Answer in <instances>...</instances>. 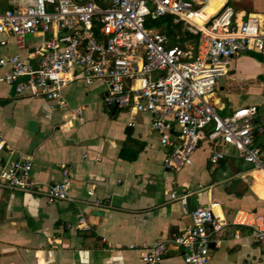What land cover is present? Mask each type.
<instances>
[{"label":"crops","instance_id":"0c3cea01","mask_svg":"<svg viewBox=\"0 0 264 264\" xmlns=\"http://www.w3.org/2000/svg\"><path fill=\"white\" fill-rule=\"evenodd\" d=\"M227 2L238 20L264 19V0ZM33 3L0 0V12ZM47 36L27 35L20 47L0 34V59L18 54L35 67L38 59L30 53ZM9 68L0 65V76ZM106 94L102 81L77 80L62 91L65 105L52 108L45 98L18 94L0 80V165L29 157L31 176L43 188L60 180L69 165L72 180V200L66 201L0 188V264H144L130 245L171 239L190 225L183 204L171 199L173 191L188 195V210L216 204L215 213L230 224L213 234L207 264H264V245L251 228L231 224L239 211L264 214V174L228 146L208 141L199 143L190 165L166 168L172 148L151 128L152 114L109 107ZM210 101L222 116L256 106L257 127L264 129V54L262 61L247 53L233 58ZM263 138L255 133L257 144ZM218 150L227 155L212 164L209 157ZM80 216L88 229L77 227ZM162 264H185L182 250L170 247Z\"/></svg>","mask_w":264,"mask_h":264},{"label":"built area","instance_id":"2783aa9c","mask_svg":"<svg viewBox=\"0 0 264 264\" xmlns=\"http://www.w3.org/2000/svg\"><path fill=\"white\" fill-rule=\"evenodd\" d=\"M165 16L196 36L193 50L172 45L166 33L146 26L147 19ZM39 31L48 36L30 53L38 59L35 67L18 54L0 59V65L10 66L0 80L18 94L43 97L52 108L63 107L62 91L68 85L102 81L107 106L152 114L151 128L162 145L172 148L166 168L190 165L199 143L208 141L228 146L264 174V138L262 145L255 141V133L264 136L256 124L257 107L222 116L210 101L233 58L248 51L264 54V19L250 15L238 20L227 0H34L0 12V34L15 38L20 47L27 35ZM6 42L3 39L1 45ZM4 148L0 134V152ZM226 155L224 150L214 151L209 160L216 164ZM31 171L29 157L0 165V188L43 193L49 202L72 200L69 165L62 167L60 180L46 188ZM169 195L183 204L190 225L171 239L129 248L140 252L144 264H162L170 247L182 250L185 264H207L213 234L226 231L230 224L215 213L216 204L188 210V195L176 191ZM76 224L88 229L83 216ZM231 224L249 226L254 240L264 245V214L239 211Z\"/></svg>","mask_w":264,"mask_h":264},{"label":"trees","instance_id":"16d2710c","mask_svg":"<svg viewBox=\"0 0 264 264\" xmlns=\"http://www.w3.org/2000/svg\"><path fill=\"white\" fill-rule=\"evenodd\" d=\"M147 27H157L162 32L166 33L171 38L172 45H179L184 48V42L189 41L192 44L196 43V36L183 30L181 23L174 24L172 17L165 16L158 20L147 19ZM180 36V38L178 37ZM135 155L133 158H136Z\"/></svg>","mask_w":264,"mask_h":264},{"label":"water","instance_id":"95a60500","mask_svg":"<svg viewBox=\"0 0 264 264\" xmlns=\"http://www.w3.org/2000/svg\"><path fill=\"white\" fill-rule=\"evenodd\" d=\"M247 55H250V56L254 57L258 61H262L263 60V54L259 53V52H256V51H248Z\"/></svg>","mask_w":264,"mask_h":264},{"label":"rangeland","instance_id":"374dc122","mask_svg":"<svg viewBox=\"0 0 264 264\" xmlns=\"http://www.w3.org/2000/svg\"><path fill=\"white\" fill-rule=\"evenodd\" d=\"M180 38V36H178ZM192 43H190L189 41H185L184 42V48H189V46H191Z\"/></svg>","mask_w":264,"mask_h":264}]
</instances>
